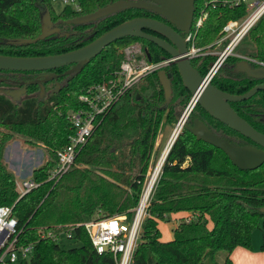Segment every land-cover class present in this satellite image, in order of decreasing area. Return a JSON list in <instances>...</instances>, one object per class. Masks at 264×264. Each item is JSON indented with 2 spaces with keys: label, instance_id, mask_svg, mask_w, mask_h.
<instances>
[{
  "label": "trees",
  "instance_id": "trees-1",
  "mask_svg": "<svg viewBox=\"0 0 264 264\" xmlns=\"http://www.w3.org/2000/svg\"><path fill=\"white\" fill-rule=\"evenodd\" d=\"M52 0H0V55L32 57L63 53L84 46L108 29L137 17L167 23L155 13L127 9L86 24H65L64 21L93 12L117 0H74L76 8L66 4L58 14ZM219 2L195 0L193 25L199 13L205 18L196 31L195 46L204 49L216 39L228 20L244 16V7L229 8ZM47 9L50 21L57 28L53 34L33 44H15L16 39H30L39 34V20ZM193 27V26H192ZM146 33H150L145 31ZM245 56L264 63V18L249 32ZM139 43L150 62L168 57L153 44L138 38H123L106 46L77 74L62 75L69 66L51 71L60 75L46 82L59 84L56 93L37 99L28 97L15 103L0 94V205L12 208L23 243H32L28 259L19 264H117L109 252L97 254L80 227L97 217L124 215L131 218L147 173L153 144L162 124L180 116V108L191 96L184 88L176 67L171 74V102L161 109L164 99L156 72L142 77L118 102L96 122L91 136L78 152L72 167L57 179L49 180L55 151L67 143L72 133L66 113L80 105L77 96L87 85L100 83L118 68L121 50ZM215 56L194 59L193 68L205 76ZM238 58L228 57L211 80L217 89L242 95L264 80L234 73ZM47 72H10L0 74L34 75ZM36 89L31 85L29 92ZM237 114L252 128L264 134V90L252 98L230 103ZM198 119L213 134L232 145L255 144L209 116L195 105L186 124ZM22 135L29 145L41 144L49 155L43 165L32 170L30 178L36 188L19 196L12 174L2 162V152L11 133ZM194 174L207 180L210 187L183 195L162 197L160 187L171 183L165 175ZM264 163L252 171L235 167L219 149L197 140L187 129H181L165 157L160 175L144 210L138 241L128 264H219L216 255L224 252L222 264H233L235 248L252 249V233L264 229ZM188 213L177 222L172 239L160 241L157 222H170V216ZM72 228L71 239L79 246L68 248V241L53 243L40 238L46 230Z\"/></svg>",
  "mask_w": 264,
  "mask_h": 264
},
{
  "label": "water",
  "instance_id": "water-1",
  "mask_svg": "<svg viewBox=\"0 0 264 264\" xmlns=\"http://www.w3.org/2000/svg\"><path fill=\"white\" fill-rule=\"evenodd\" d=\"M195 0H117L102 8H97L91 13L77 16L64 21L65 24H86L104 18L110 14L127 9L145 10L157 14L167 23L156 19L137 17L122 22L79 48L63 53L18 57L0 55V71L10 72H47L46 77L38 81L41 83L50 82L60 75L51 71L69 66L62 75L77 74L94 57H96L106 46L123 38H138L145 40L155 47L168 54L174 59V64L181 77L184 88L189 92L191 100L180 118H177L179 130L168 145L165 157L178 137L181 129H187L193 136L204 143H207L222 151L230 162L240 170L252 171L264 163V134L252 128L237 112L230 103L243 102L252 98L257 92L264 90V84H259L242 95H232L223 92L211 84V79L223 62L219 61L212 65L207 76L202 77L190 64L187 56V49L181 34H187L193 22ZM175 27L177 31L173 28ZM148 31L150 33H146ZM59 28L54 27L50 21L49 12L44 10L39 20V34L30 39L13 40L15 44H33L53 34H58ZM160 38H164L162 40ZM147 59H149L147 57ZM260 65V64H259ZM235 72L246 74L250 78L264 80V67L254 68L247 61H240ZM156 77L163 94V105L161 109L167 108L171 102V75L163 70L156 73ZM59 89L57 83L53 93ZM42 87L40 86V94ZM23 94V90H20ZM10 98L13 100L11 95ZM41 96V95H40ZM195 105H199L209 116L227 126L232 131L240 134L254 146L232 145L226 140L213 134L201 121L195 119L193 126L189 127L186 120ZM176 130V129H175ZM163 163V162H162ZM264 213V208L261 209ZM105 250V247L103 248Z\"/></svg>",
  "mask_w": 264,
  "mask_h": 264
},
{
  "label": "built area",
  "instance_id": "built-area-1",
  "mask_svg": "<svg viewBox=\"0 0 264 264\" xmlns=\"http://www.w3.org/2000/svg\"><path fill=\"white\" fill-rule=\"evenodd\" d=\"M208 1L209 3L219 2V0ZM220 4L229 6V8L244 7L245 9L243 17L228 20L222 27L220 38H231L220 55L223 61L228 55L232 54L234 48L264 16V0H221ZM204 18L205 13L201 11L194 22L193 34L202 25ZM191 33H189L188 39L191 37ZM121 52L124 59L120 61L118 68L109 73L100 83L90 84L82 88L77 96L80 106L66 113V119L70 128H72V133L67 137V143L55 151L54 166L47 173L49 180L57 179L70 170L76 155L96 127V122L118 102L128 89L142 77L161 69L172 61V59H167L147 63L144 52L135 45H128ZM193 52L194 50H191L188 55L193 54ZM163 158L154 177L152 178L155 166L151 170L148 179L146 177L147 180H144L141 195H139L133 216L129 220L124 215H119L97 217L81 224L80 227L97 254L109 252L117 261V264L129 263L136 245L140 224L145 215L144 210L160 175ZM36 186L37 183L31 178L22 180L20 191L17 193L22 196L36 188ZM71 232V227L65 230L55 228L44 231L40 234V238L60 244L71 239ZM19 235L12 208L0 205V264H19L29 258L33 245L32 243L21 242ZM104 247L105 250H103Z\"/></svg>",
  "mask_w": 264,
  "mask_h": 264
},
{
  "label": "rangeland",
  "instance_id": "rangeland-1",
  "mask_svg": "<svg viewBox=\"0 0 264 264\" xmlns=\"http://www.w3.org/2000/svg\"><path fill=\"white\" fill-rule=\"evenodd\" d=\"M66 4L70 5L71 8H73V9L76 8V4H75L74 0H52L51 1V8L55 14H58L60 12V10ZM262 18H264V16ZM52 25L54 27H56L54 24H52ZM252 28H254V27H252ZM221 30H222V28H221ZM221 30L218 33L214 42L211 44V46L204 49V50H211L214 53L215 59H217L219 54L225 49V46L228 44V42L231 39V38H227V39L220 38ZM249 32H248L247 36L245 38H243L242 41L234 48L233 56H236V57L242 56V54H244L243 53L244 49H248V50L250 49V47H249L250 44L247 43L248 39H246V38H248V35L250 34ZM2 39H4V38H0V40H2ZM137 45L142 46L141 44H138V43H137ZM123 59H124V55L122 54V60ZM45 77H46V74H45ZM9 78H11L10 75L0 74V94L4 95L5 97H8V98L10 97L9 95H11V92L16 91V89L11 87L10 85L2 82L3 79H9ZM57 85L59 86L58 83H57ZM53 89H54V86L52 84H47L45 86V93L40 94L41 99L45 98V96H48L52 92ZM22 98H20L19 100H21ZM19 100H17V101L12 100V102L18 103ZM188 104H189V101H188V103H185L184 105H182V107L180 108V116H178L177 118L181 117V115L185 111ZM176 126H177V120L176 121L173 120L171 123L169 122L168 124H162L159 127L157 137L158 138H159V136L161 137L160 141L158 140L160 143H159V146L154 149L153 156H151L149 159V165H151V168L149 169V165H148V169H147L145 179H146V177L148 179L151 170L153 169L154 166L157 165L156 162H157L158 158H160L163 151L166 150V149H164L165 146H163L164 141H165V139H167L169 133L172 130L170 137H169V140H170L172 134L174 133V131L176 129ZM24 140H25V138L22 135L12 132L11 136L8 139L7 143L5 144V147H4L3 152H2V162L5 165L6 169L10 173H11V171L13 172V179L15 182V189L17 192L20 191V183L22 182V180H28L29 179L27 177L28 173H30L32 169H36L37 167H40L47 160H49V155L46 152V150L44 149V147L41 146V144L29 145V144L25 143ZM155 140H156V138H155ZM132 212L134 213V210ZM132 216H133V214H132ZM126 219L129 220L130 218H126ZM137 241H138V237H137ZM66 243H67L66 246L68 248L69 247L70 248L71 247L76 248L79 246V243L74 242V241H70V242L68 241ZM252 248L255 251H258L260 249H264V229H262L261 221L259 222V228L254 229V231L252 233ZM224 255H225L224 252H219L216 255V260L219 264H222Z\"/></svg>",
  "mask_w": 264,
  "mask_h": 264
},
{
  "label": "crops",
  "instance_id": "crops-1",
  "mask_svg": "<svg viewBox=\"0 0 264 264\" xmlns=\"http://www.w3.org/2000/svg\"><path fill=\"white\" fill-rule=\"evenodd\" d=\"M172 132V130H171ZM169 133L167 139L164 141L163 146H167L171 140H169L170 134ZM161 137L159 138L156 135V140L153 144V148L151 151V156H153L154 149L159 146V141ZM159 140V141H158ZM169 141V142H168ZM168 143V144H167ZM165 148V147H164ZM166 149V148H165ZM164 152V151H163ZM163 155V153H162ZM151 164V163H150ZM151 168V165H149V169ZM34 170V169H32ZM31 170V172H32ZM30 173H28V178H30ZM11 174L13 176V172L11 171ZM20 177V176H19ZM165 179H170L171 183L165 184L160 187V194L162 197H169V196H175V195H183L188 194L192 192H198L206 187H210L207 180L199 181L198 178L194 174H186V175H165ZM190 215L188 213H177L172 214L170 216V222H157V229L159 231L160 235V241H169L172 239V231L175 228V225L178 221L182 219L188 218ZM233 264H264V249H260L258 251L253 250H246L243 248H235L230 256Z\"/></svg>",
  "mask_w": 264,
  "mask_h": 264
},
{
  "label": "flooded vegetation",
  "instance_id": "flooded-vegetation-1",
  "mask_svg": "<svg viewBox=\"0 0 264 264\" xmlns=\"http://www.w3.org/2000/svg\"><path fill=\"white\" fill-rule=\"evenodd\" d=\"M193 19H194V17H193ZM168 24V23H167ZM193 22H192V25H191V27H190V30H189V32L187 33V34H181V37H182V39H183V41H184V44H185V48L188 50L187 51V56H188V58H189V60H190V64L192 65V61L194 60V59H196V58H199V57H203V56H207V55H212V56H214V53L211 51V50H204V49H206L207 47H209V46H211V44L210 45H208L207 47H205L204 49H202V48H197L196 46H195V37H196V33L195 34H193ZM173 27V26H172ZM176 31H177V29L175 28V27H173ZM192 32V33H191ZM189 33H191L190 35H191V37L188 39L187 37H188V35H189ZM160 39H162V40H165L164 38H160ZM139 44V43H138ZM129 45H135V46H138L143 52H144V54H145V61L147 62V63H154V62H150L149 60H150V58H149V55H148V53L146 52V49L144 48V47H142V46H139V45H137V43L135 42V43H132V44H129ZM128 46V45H127ZM227 46V45H226ZM225 46V47H226ZM126 47V46H125ZM191 50H194V52H193V54H189L188 55V53L189 52H191ZM224 51V50H223ZM222 51V52H223ZM221 52V53H222ZM221 53L219 54V56L217 57V59H215L211 64H210V66H209V69L207 70V74L211 71V67H212V65L213 64H215V63H217L218 61H219V59H220V55H221ZM147 57L149 58V59H147ZM228 57H235V58H238L239 59V62L240 61H242V60H244V61H247L251 66H253L254 68H258V67H260V66H263L264 67V63H262V62H259V61H257V60H254V59H252V58H250V57H247V56H245L244 54H242V56H233V52H232V54L231 55H228L224 60H223V62L221 63V65H220V67L223 65V63L225 62V60L228 58ZM167 59H172V61H170L169 63H168V65H165L164 67H162L161 69H159V70H163V71H165V72H167L168 74H170L169 72H168V69H170V68H172V67H176V65L174 64V59L172 58V57H170V56H168V57H165V58H162V59H160V60H158V61H161V60H167ZM157 61V62H158ZM239 62H237V64L239 63ZM236 64V65H237ZM260 64V65H259ZM193 67V66H192ZM219 67V68H220ZM236 67V66H235ZM235 69V68H234ZM159 70H157V71H159ZM157 71H155L156 73H157ZM218 71V70H217ZM216 71V72H217ZM233 72L234 73H241V72H235L234 70H233ZM152 73V72H151ZM150 74V73H149ZM207 74L205 75V76H207ZM148 75V74H147ZM171 75V74H170ZM215 75V74H214ZM213 75V76H214ZM246 75V74H245ZM205 76H202V77H205ZM43 78H45V74L44 73H42V74H34V75H27V74H24V75H16V76H11V78H9V79H3V83H5V84H8V85H10L11 87H13L14 89H16V91L15 92H11V97L13 98V100L14 101H17V100H19L20 98H22V99H24V98H28V97H35V98H37V99H41V97H40V86L42 87V93H45V86L47 85V83H39L38 81H40V80H42ZM213 78V77H212ZM212 80V79H211ZM170 82H171V78H170ZM55 82H53L52 83V85L54 86V88H55ZM264 84V83H263ZM31 85H35L36 86V89L34 90V91H31V92H29V90H28V88L31 86ZM20 90H23V94H20ZM54 90V89H53ZM53 90H52V92L48 95V96H45V97H49L52 93H53ZM21 95V96H20ZM4 96V95H3ZM20 96V97H19ZM8 98V97H7ZM21 99V100H22ZM43 99V98H42ZM9 100H11L10 99V97H9ZM21 100H19V102L21 101ZM191 100V99H190ZM12 101V100H11ZM190 102V101H189ZM188 106V105H187ZM188 119V118H187ZM198 120V119H197Z\"/></svg>",
  "mask_w": 264,
  "mask_h": 264
},
{
  "label": "bare ground",
  "instance_id": "bare-ground-1",
  "mask_svg": "<svg viewBox=\"0 0 264 264\" xmlns=\"http://www.w3.org/2000/svg\"><path fill=\"white\" fill-rule=\"evenodd\" d=\"M178 130H179V127H177V129H176V130L174 131V133L172 134V136H171V140H170V143H171L172 139L174 138V136L176 135V133H177ZM169 145H170V144H169ZM168 147H169V146H168ZM168 147L166 148L165 151H167ZM165 151L163 152V155H164ZM163 155H161V157L159 158V160H158V162H157V165L154 167V171H153L152 178L154 177V175H155L156 172L158 171V168H159V165H160V163H161V161H162ZM151 181H152V179H151ZM151 181H150V183H151Z\"/></svg>",
  "mask_w": 264,
  "mask_h": 264
}]
</instances>
